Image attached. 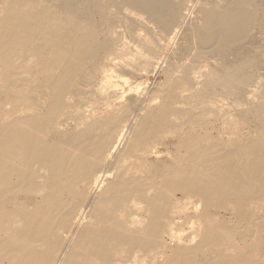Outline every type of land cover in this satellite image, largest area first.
<instances>
[{
  "label": "bare ground",
  "instance_id": "6f19581e",
  "mask_svg": "<svg viewBox=\"0 0 264 264\" xmlns=\"http://www.w3.org/2000/svg\"><path fill=\"white\" fill-rule=\"evenodd\" d=\"M0 264H264V0H0Z\"/></svg>",
  "mask_w": 264,
  "mask_h": 264
},
{
  "label": "rangeland",
  "instance_id": "374dc122",
  "mask_svg": "<svg viewBox=\"0 0 264 264\" xmlns=\"http://www.w3.org/2000/svg\"><path fill=\"white\" fill-rule=\"evenodd\" d=\"M125 77H126V79H128L129 81H132V82L138 81L137 82L138 84L141 82L140 83V87H144L145 85H149L150 87H152V86L155 87V86H159V84H161V82H162L161 75L158 72H156L154 74L153 73H150V75L148 76V78H146V77H142V78L141 77H138V78H135V79L132 80V78L127 77V75L126 76L124 75V78Z\"/></svg>",
  "mask_w": 264,
  "mask_h": 264
}]
</instances>
